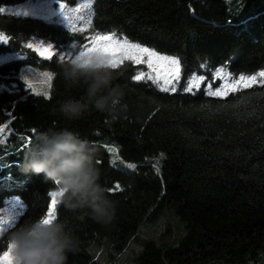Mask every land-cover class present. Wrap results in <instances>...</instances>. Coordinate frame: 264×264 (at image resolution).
Here are the masks:
<instances>
[{"label":"trees","instance_id":"1","mask_svg":"<svg viewBox=\"0 0 264 264\" xmlns=\"http://www.w3.org/2000/svg\"><path fill=\"white\" fill-rule=\"evenodd\" d=\"M27 1L34 0H0V33L9 37L0 42V253L12 230L48 211L57 185L19 164L34 132L55 126L98 145L101 182L117 205L115 218L103 223L81 221L58 203L56 217L79 240L69 264H100L95 247L116 254L134 241L135 264H264V84L225 97L210 95L204 83L166 93L134 80L141 68L125 60L115 71L126 118L110 122L92 110L68 120L58 112L63 98L83 95L82 87L66 85L61 64L90 34L114 33L175 57L188 76L210 80L224 70L259 79L264 0H91L81 29L10 10ZM38 40L54 46L52 59L27 46ZM23 67L54 74L49 97L21 79ZM167 213L181 225L179 236L160 243L141 237V225Z\"/></svg>","mask_w":264,"mask_h":264},{"label":"clouds","instance_id":"2","mask_svg":"<svg viewBox=\"0 0 264 264\" xmlns=\"http://www.w3.org/2000/svg\"><path fill=\"white\" fill-rule=\"evenodd\" d=\"M61 69L66 85L70 89L82 87L83 95L59 101V114L76 120L95 110L110 122L127 117L125 88L117 82V73L106 57L99 53L76 55L62 62ZM99 158L96 143L68 127L50 126L34 132L19 168L25 174H43L53 181L57 185L56 200L79 220L91 217L107 223L115 218L117 205L110 189L101 182ZM9 245L12 264H69V254L79 250L78 237L67 223L46 215L29 219L12 230L6 251Z\"/></svg>","mask_w":264,"mask_h":264},{"label":"rangeland","instance_id":"3","mask_svg":"<svg viewBox=\"0 0 264 264\" xmlns=\"http://www.w3.org/2000/svg\"><path fill=\"white\" fill-rule=\"evenodd\" d=\"M63 3L65 5V8L62 12L60 10L59 3L56 0L27 1L19 6L10 8V10L21 14H24L26 12L27 15H33L39 18H45L47 20L56 21L68 28L73 29H81L88 24V12H90L92 5L91 0H76L73 5H69L65 2ZM106 34H90L88 38L89 40H87L88 42L85 45L72 49V51H67L65 56L69 59L74 58L76 55L79 54L80 51L85 50L86 46L90 45L91 37ZM115 39L122 40L116 36ZM41 42L42 41L38 40L31 42V44L35 46H40ZM44 44L47 45L46 43ZM33 49L35 50V48ZM158 54L162 56H168L160 53ZM139 66L141 68V71L138 74H140L141 72L147 74L144 79H147L160 87H168V85H165L162 80L154 82L151 78H148L151 75H154V73H152L151 69H149L146 64H142ZM170 67L175 68L176 65H170ZM178 67L180 78L176 83V87L182 86L185 88L196 89L199 85L201 86L204 83V87L207 90H209L210 92H214L216 91V89L221 88V86L225 82L232 83L240 79L239 77L235 78V76H231L228 72L224 70H219L212 75L210 80H206L202 77L186 75L182 72L180 63L178 64ZM45 72L46 71L35 70L31 67H23L20 70V77L24 81H30L36 90L35 92L43 93L47 91L49 86L48 84L44 83L46 78L41 75ZM217 73H220V75L218 76ZM213 81L215 82L214 86L212 84ZM3 215L6 216L7 212H4ZM181 231V225L171 213H167V215H165L159 221L153 223H145L141 225L139 229V233L142 238H152L159 243L168 239H175L177 236L180 235ZM106 247L107 246L103 244L98 245L94 248L95 259H97L100 264H135V253L139 250V246L137 243H135V241L132 242L129 247L121 253L111 254L106 249ZM0 264H3V262L0 261Z\"/></svg>","mask_w":264,"mask_h":264},{"label":"snow or ice","instance_id":"4","mask_svg":"<svg viewBox=\"0 0 264 264\" xmlns=\"http://www.w3.org/2000/svg\"><path fill=\"white\" fill-rule=\"evenodd\" d=\"M57 2L59 3L60 10L62 12L65 8V5L63 2H61V0H57ZM24 14L27 15L26 12ZM8 40L9 37H7L4 33H0V42H8ZM90 40V45L86 46L85 50L80 51L78 55L83 56L91 53H99L100 55L107 58L108 64L114 70H117L125 60L130 61L136 65L146 64L147 67L151 69L152 73H154V75H151L148 78H151L154 82L162 80L165 85H168V87H161V91H164L166 93L177 91L176 83L178 82L180 77L178 67L179 62L175 57L159 55L153 49L142 46L139 43L129 42L127 39H115L114 33H109L106 35H96L94 37H91ZM27 46L29 48H35V51L39 54V56L45 59H52V57L56 55V53L54 52V46L52 44L45 45L44 42H41L40 46H35L31 43H29ZM170 65H176V67L171 68ZM41 75L46 78L44 83L51 86L50 82L54 74L45 72ZM146 75L147 74L141 72L140 74L135 75L133 79L139 82L142 81L146 77ZM217 75L219 76L220 73H217ZM258 76L259 79L256 75L249 77L241 76V78L235 82H225L221 86V88H218L216 89V91L209 94L215 97H225L229 95L230 92L239 91L241 87L244 89H248L256 83L264 84V72H260ZM25 83L30 89L36 91L30 81L25 80ZM184 90L191 91L190 88H185ZM36 94L40 95L39 92H37ZM43 95L45 97H49L48 91L43 92ZM3 130V128H0V132H2ZM30 142L31 141H29V143ZM157 171H159V169H157ZM117 189H119V185H117ZM110 191H112V189H110ZM50 196L51 203L45 215L50 218H54L56 217V210L58 205V201L56 200V191L51 192ZM0 228H2V225H0ZM0 261H2L3 264H12L10 245L8 251H5L2 255H0Z\"/></svg>","mask_w":264,"mask_h":264}]
</instances>
